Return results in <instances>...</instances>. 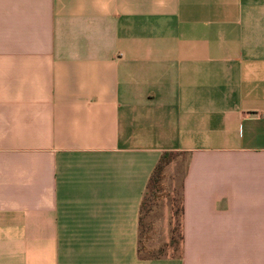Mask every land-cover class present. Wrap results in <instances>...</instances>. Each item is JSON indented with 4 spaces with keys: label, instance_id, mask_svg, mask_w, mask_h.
<instances>
[{
    "label": "crops",
    "instance_id": "crops-1",
    "mask_svg": "<svg viewBox=\"0 0 264 264\" xmlns=\"http://www.w3.org/2000/svg\"><path fill=\"white\" fill-rule=\"evenodd\" d=\"M0 264H264V0H0Z\"/></svg>",
    "mask_w": 264,
    "mask_h": 264
},
{
    "label": "trees",
    "instance_id": "trees-1",
    "mask_svg": "<svg viewBox=\"0 0 264 264\" xmlns=\"http://www.w3.org/2000/svg\"><path fill=\"white\" fill-rule=\"evenodd\" d=\"M176 152L164 151L161 153L157 163L155 164L149 180L146 184L145 192L143 194V199L141 202V215L139 220V226L141 229L144 227V217L148 214L150 206L153 201V197L158 196V192L162 191L161 181L164 178V172L170 162L173 160ZM171 215L172 223L170 229L169 241L163 245H158L157 248L149 247L146 245L145 239L146 235L143 234L139 240L138 253L139 256L145 258H160L167 255V248H175L177 244L180 247L181 240V217H182V201H181V190L179 192L178 204H176L175 199H171ZM174 254V253H173Z\"/></svg>",
    "mask_w": 264,
    "mask_h": 264
},
{
    "label": "rangeland",
    "instance_id": "rangeland-1",
    "mask_svg": "<svg viewBox=\"0 0 264 264\" xmlns=\"http://www.w3.org/2000/svg\"><path fill=\"white\" fill-rule=\"evenodd\" d=\"M185 155L182 153L175 154L173 160L167 166L164 172V178L161 181L162 191L158 192V196L153 197L152 204L150 206L149 217L145 220L146 222H162V232L159 241H148L146 236L145 243L150 244L152 248H157L158 245L167 243L168 234L166 233V220L172 223L171 214L169 215L171 208V199H175L178 204L181 176L185 170L186 164ZM170 216V217H169ZM149 220V221H148ZM159 238V237H158ZM179 244L173 248H167L166 253H177Z\"/></svg>",
    "mask_w": 264,
    "mask_h": 264
}]
</instances>
